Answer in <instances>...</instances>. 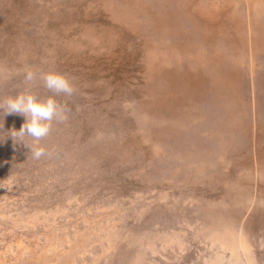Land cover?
Segmentation results:
<instances>
[{
    "label": "rangeland",
    "instance_id": "obj_1",
    "mask_svg": "<svg viewBox=\"0 0 264 264\" xmlns=\"http://www.w3.org/2000/svg\"><path fill=\"white\" fill-rule=\"evenodd\" d=\"M250 2L0 0V98L52 95L49 71L75 88L55 96L67 118L39 159L9 135L24 117L0 120V264H264V50H248L264 0Z\"/></svg>",
    "mask_w": 264,
    "mask_h": 264
},
{
    "label": "clouds",
    "instance_id": "obj_2",
    "mask_svg": "<svg viewBox=\"0 0 264 264\" xmlns=\"http://www.w3.org/2000/svg\"><path fill=\"white\" fill-rule=\"evenodd\" d=\"M36 74L26 70L25 80L32 82ZM44 87L52 93L44 98H38L31 91H24L16 95L0 98V120L9 114H18L24 117L20 128L12 129L9 133L16 144L22 143L28 147L34 159L48 154L46 148L39 144L42 138L49 135L52 122H63L66 118V106L55 98L56 95L70 96L75 91L71 80L62 73L49 71L41 76ZM25 137L33 138L34 143L28 145Z\"/></svg>",
    "mask_w": 264,
    "mask_h": 264
},
{
    "label": "bare ground",
    "instance_id": "obj_3",
    "mask_svg": "<svg viewBox=\"0 0 264 264\" xmlns=\"http://www.w3.org/2000/svg\"><path fill=\"white\" fill-rule=\"evenodd\" d=\"M125 1V0H124ZM128 1H131V0H126V3L128 4ZM170 1H173V0H170ZM250 1H252V0H246V2H248V4H250L251 2ZM259 1V0H258ZM257 2V1H256ZM197 3H199V2H197ZM120 9L121 10H128V9H130V6H127V5H125L124 7H120ZM167 9H170L169 7H167L165 10H167ZM194 9V8H193ZM171 10V9H170ZM191 10V9H190ZM176 11V10H175ZM174 13H173V10H171L170 11V13H168L167 15H169V16H171V17H173L172 15H173ZM191 17H192V15H191ZM247 17H251V14L249 13L248 15H247ZM193 18V17H192ZM250 21H251V19H249V23H250ZM251 28H253L252 26H250V29ZM261 29H263V31L261 30ZM261 29H260V31H259V33L260 32H264V25L263 26H261ZM221 31L222 30H218L217 32L220 34L221 33ZM239 31V30H238ZM237 30H236V32H238ZM219 42V41H218ZM217 42V43H218ZM250 42H251V40H250ZM255 44V43H254ZM215 45H217V44H215ZM230 45V47H232V45L231 44H229ZM242 45V47H244V44H241ZM258 45H260L259 47H257V49H252V44L250 45V48L248 49L249 50V53H256L257 51H259V50H264V39H261L260 41H259V44ZM213 46H214V44H213ZM261 47H262V49H261ZM215 48V47H214ZM236 49H238V48H235V50ZM242 50H245L246 51V49H242ZM166 52H167V54H168V52L169 51H167L166 50ZM223 53V52H222ZM244 53V51H242V56L240 57V53L238 52V54L236 55V56H234V57H232V58H234V59H238L237 61H234V66H237L238 64L239 65H241V66H243V69L240 71V74H242V75H244V76H246V71H245V69H246V66L243 64V54ZM171 56H172V54H171ZM250 56V55H249ZM240 57V58H239ZM251 58V57H250ZM250 60V59H249ZM218 62H219V60H217ZM250 62V61H249ZM230 64H231V62H230ZM221 65H223L222 63H221ZM232 65V64H231ZM159 66H160V64H159ZM224 66V65H223ZM226 66V65H225ZM227 67V66H226ZM248 67H249V75H250V83H251V87L252 88H255V79H254V70H253V67L250 65V63H249V65H248ZM252 67V68H251ZM238 69H236V71H237ZM175 71V70H174ZM220 72H222V70H220ZM234 73H239V72H234ZM170 75V74H169ZM221 77L220 76H218V78H216V82L217 83H220L221 81H222V79H220ZM210 81H208V83H206V85L207 86H210V85H212L211 83L212 82H214V81H212L213 79H214V77H211V78H208ZM205 85V84H204ZM254 90V89H253ZM220 91V90H219ZM251 91H252V89H251ZM221 92V94H222V91H220ZM211 96L212 97H220V93L218 94V95H216V92L215 93H213V95L211 94ZM253 97H254V99H255V97H256V91L254 90V94H253ZM167 107H165L164 108V110H167L166 109ZM172 111V110H171ZM166 114V113H165ZM176 114V113H175ZM166 115H168V113L166 114ZM257 115V114H256ZM150 116V115H149ZM174 117H175V119H174ZM174 117H172V119H169L168 121L171 123V121H172V124L171 125H173V124H175V125H179V127L181 126V124H182V122H181V120H183V118H179L178 116H174ZM142 118V117H141ZM153 118V117H152ZM179 120V121H178ZM154 130V129H153ZM152 130V131H153ZM153 133H155V131H153ZM145 134V133H144ZM148 135V134H147ZM193 135V134H192ZM163 136V135H162ZM183 136V135H182ZM154 137H155V135H154ZM190 137V136H189ZM197 137V136H196ZM195 137V138H196ZM158 138V137H157ZM176 138V137H175ZM181 138V137H180ZM185 138V137H184ZM191 138H194V136L193 137H191ZM210 138V137H209ZM189 139V138H188ZM194 140V139H193ZM183 141V140H182ZM185 141V140H184ZM212 141H214V140H212ZM190 142V141H189ZM197 142V141H196ZM218 142V141H217ZM185 143H187V142H185ZM194 143V142H193ZM180 144V143H179ZM183 144H184V142H183ZM188 145V144H187ZM200 145V144H199ZM190 146V145H189ZM201 146H202V144H201ZM204 146V145H203ZM187 147V146H186ZM193 148V147H192ZM161 151H159V152H161V154H162V150H163V148L162 149H160ZM184 150V149H183ZM193 150H195V149H193ZM179 151H180V149H179ZM181 151H182V149H181ZM204 152V151H203ZM159 154V153H158ZM179 155V154H178ZM189 155V154H188ZM207 155V154H206ZM181 156V155H180ZM205 156V155H204ZM183 158V157H182ZM202 158V157H201ZM177 159V158H176ZM200 162V161H199ZM198 164V163H197ZM201 164V163H200ZM168 170V169H167ZM175 170V169H174ZM181 170V169H180ZM179 170V171H180ZM167 172V171H166ZM177 172V171H176ZM176 175V174H175ZM171 177V176H170ZM175 178V177H174ZM238 233V232H237ZM240 240V239H239ZM220 241L222 242H224V243H226V244H228L229 246H230V248L233 250V248H234V245L233 244H230L229 243V241H227L226 239H224V238H220ZM222 242V243H223ZM245 250H246V248H245ZM254 264V263H253Z\"/></svg>",
    "mask_w": 264,
    "mask_h": 264
}]
</instances>
